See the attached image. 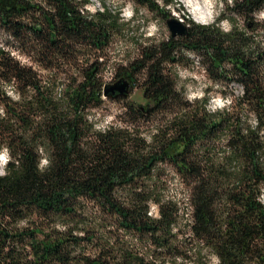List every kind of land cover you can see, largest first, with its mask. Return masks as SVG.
Segmentation results:
<instances>
[{"label": "trees", "instance_id": "trees-1", "mask_svg": "<svg viewBox=\"0 0 264 264\" xmlns=\"http://www.w3.org/2000/svg\"><path fill=\"white\" fill-rule=\"evenodd\" d=\"M223 2L115 68L134 103L102 94L119 9L0 0V32L27 60L0 46V264H264V0ZM189 55L211 82L194 100L171 72Z\"/></svg>", "mask_w": 264, "mask_h": 264}, {"label": "rangeland", "instance_id": "rangeland-1", "mask_svg": "<svg viewBox=\"0 0 264 264\" xmlns=\"http://www.w3.org/2000/svg\"><path fill=\"white\" fill-rule=\"evenodd\" d=\"M85 1H87L88 4H86L84 8V13L93 14L96 10H102L101 4L106 3V5L112 10L119 9L120 16L123 18V21L127 23L123 34L115 38L113 43L109 46V50L107 52L109 67L106 68L103 74V79L107 83H115L116 80L112 78L115 68L120 64H126L127 60L135 57L138 53V48H136L138 43H146L150 40H162L170 34L166 25V20L168 18L172 17L185 25H187V20L201 25H210V23L216 21L224 8L223 0H197L200 5H202L203 10L205 8L208 10L210 9L209 12H211L212 15L208 19L207 23L204 24L194 20L192 6V1L194 0H173V5L165 6L163 9L158 11L157 14L152 13L145 8L135 6L128 0ZM167 12H169V16H166ZM257 18L260 20L264 19V12L258 13ZM217 24L220 30L224 32L228 31L230 25L228 21L221 20ZM7 42H11L9 37L0 32V46H4V48L11 53V56L19 60L21 63H27V60L23 56L19 55L18 51L12 49L10 44H7ZM189 58L191 62L182 64L181 66L172 67L171 72L176 77L178 88L182 89L187 94L188 99L194 100L203 95L204 90L211 86V82L201 68V64L197 61V58L193 55H189ZM214 89H212L209 93L211 98V110L223 107L222 105L226 103ZM6 91L10 96H13L12 90L9 87L6 88ZM128 99L134 103L143 102L142 94L137 88L131 91ZM120 107L121 104H109L108 111H106L102 116L103 120L100 121V124L106 125L108 121L113 120L114 115L120 113ZM1 153L5 154V151L2 150L0 155ZM3 167L4 165L0 162V174H3ZM209 258L212 263L216 262L215 258H212L211 256H209Z\"/></svg>", "mask_w": 264, "mask_h": 264}, {"label": "water", "instance_id": "water-1", "mask_svg": "<svg viewBox=\"0 0 264 264\" xmlns=\"http://www.w3.org/2000/svg\"><path fill=\"white\" fill-rule=\"evenodd\" d=\"M166 25L172 37H178L187 33V25L175 20L172 17L166 20ZM102 94L104 99H127L131 94L130 82L127 79L122 78L115 83H106Z\"/></svg>", "mask_w": 264, "mask_h": 264}, {"label": "bare ground", "instance_id": "bare-ground-1", "mask_svg": "<svg viewBox=\"0 0 264 264\" xmlns=\"http://www.w3.org/2000/svg\"><path fill=\"white\" fill-rule=\"evenodd\" d=\"M192 6H193V16L194 20L199 23H207L208 19L212 16L211 12H209L208 9H204L202 5L197 0L192 1Z\"/></svg>", "mask_w": 264, "mask_h": 264}, {"label": "clouds", "instance_id": "clouds-1", "mask_svg": "<svg viewBox=\"0 0 264 264\" xmlns=\"http://www.w3.org/2000/svg\"><path fill=\"white\" fill-rule=\"evenodd\" d=\"M6 151H7V150H5V159H7ZM44 163L46 164V163H48V161L45 160ZM216 259L218 260V258H216Z\"/></svg>", "mask_w": 264, "mask_h": 264}]
</instances>
